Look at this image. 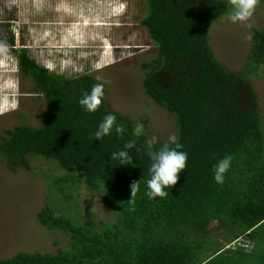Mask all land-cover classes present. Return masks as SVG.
Masks as SVG:
<instances>
[{"label": "trees", "instance_id": "16d2710c", "mask_svg": "<svg viewBox=\"0 0 264 264\" xmlns=\"http://www.w3.org/2000/svg\"><path fill=\"white\" fill-rule=\"evenodd\" d=\"M139 6L135 21L156 50L141 64L144 93L173 117L188 154L186 168L165 189L167 196L150 199L144 183L151 163L149 122H139L144 134L135 137L137 122L112 111L103 97L97 111H86L79 100L99 82L89 74H51L10 40L22 77L44 98L50 117L40 127L4 131L0 157L11 172L28 169L30 157L56 165L60 174L50 180L48 203L36 220L64 233L68 245L53 254L18 253L0 264H264V127L252 85L264 65V30L251 29L248 62L243 71L230 72L216 59L208 36L228 14L226 0H141ZM10 28L0 26V34ZM107 113L116 115L125 135L113 130L97 141L93 133ZM129 139L136 142L129 150L133 162L120 166L110 155ZM227 155L231 166L217 183L214 166ZM140 178L131 196L130 184ZM81 188L100 194L109 210L101 228L88 213L82 223L62 213L73 204L83 216L74 195Z\"/></svg>", "mask_w": 264, "mask_h": 264}, {"label": "rangeland", "instance_id": "374dc122", "mask_svg": "<svg viewBox=\"0 0 264 264\" xmlns=\"http://www.w3.org/2000/svg\"><path fill=\"white\" fill-rule=\"evenodd\" d=\"M113 1L0 0V26L12 27V32L0 34V41L7 43V52L10 40L18 49L24 46L41 67L52 63L54 68L48 69L52 70L51 74L66 79L91 75L104 85L103 98L112 111L137 123L146 119L151 131L150 140L156 137L155 145H162L176 133V125L173 117L152 104L144 93L145 74L141 64L152 60L156 50L147 33L135 21L141 13V0ZM226 1L228 14L209 30V43L223 68L241 72L250 54L251 29L264 30V0H259L249 21L240 23L228 19L232 5L230 0ZM119 2L122 5L115 10L122 13L114 28L110 20L114 12L111 9L113 3ZM102 38L106 39L104 43L121 51L114 50L111 56L102 54L98 46ZM7 59L6 54L0 53L1 62ZM252 85L258 96L264 127V65L252 78ZM15 91V107L9 106L6 111L0 109V137L4 131L21 124L40 127L50 117L44 98L35 95L33 84L23 78L19 70L16 75L5 70L0 72V96L15 95ZM28 166V169L11 172L0 157V260L10 259L18 253L53 254L68 245L64 233L49 231L36 220V215L48 203L47 188L50 180L60 174L58 168L53 162L36 157L28 158ZM74 195L82 206L81 217L73 204L63 206L57 204V200L54 202L56 206H63L62 213L66 211L74 222L86 221L83 217L87 218L88 213L89 221L101 228V223L110 219L100 194L81 188Z\"/></svg>", "mask_w": 264, "mask_h": 264}, {"label": "clouds", "instance_id": "9594fccd", "mask_svg": "<svg viewBox=\"0 0 264 264\" xmlns=\"http://www.w3.org/2000/svg\"><path fill=\"white\" fill-rule=\"evenodd\" d=\"M114 0L113 2H115ZM232 5V11L228 19L232 23L247 22L253 16L256 6L259 0H230ZM110 20L112 21V27H117L116 19L120 16L122 11L115 10V7L122 5L121 2L113 3ZM120 8V7H119ZM104 38L100 39L98 46H100L101 53H107L112 55L113 51H121L114 46L109 45L108 42L104 43ZM114 48V49H113ZM8 46L4 41H0V53H8V59L5 62L0 61V72L4 70L8 73L17 74L18 73V63L15 58H13L9 52H7ZM15 59V61L13 60ZM8 62V63H6ZM14 63V64H12ZM12 64V65H10ZM9 65V66H8ZM17 66L14 67V66ZM45 70L52 72L54 65L48 63L46 66H42ZM48 67V68H47ZM20 71V70H19ZM104 85L102 83H97L92 86L90 92H85L82 98L79 100L80 105L88 112L97 111L98 107L101 105L103 97ZM16 90V89H15ZM17 98V92L15 95L9 94L0 96V109L6 111L9 110V106L15 107L13 101ZM113 130L116 135L123 138L125 135V128L123 125L117 123L116 115L112 113H107L103 116L102 120L97 125L96 131L93 133L94 139L100 141L105 136H109ZM144 134V126L141 123H137L132 131V135L135 137H140ZM157 138L153 137L146 145V154L151 161L148 167L147 174L148 179L144 181L147 185L148 191L145 193L150 199L156 197H165L168 192L165 189L174 186L179 180V174L183 172L186 168L188 154L182 151V145L179 143V137L177 134L169 136L168 141L163 143L158 149L154 150V145L157 143ZM136 147V142L133 139L126 140L122 150L114 151L110 155V159L113 161H118L120 166L132 165L133 159L130 154L131 149ZM232 157L227 155L220 159V161L214 166V180L217 183L224 182V174L228 171L231 166ZM141 178L139 180H134L130 184V194L135 196L140 189Z\"/></svg>", "mask_w": 264, "mask_h": 264}, {"label": "crops", "instance_id": "0c3cea01", "mask_svg": "<svg viewBox=\"0 0 264 264\" xmlns=\"http://www.w3.org/2000/svg\"><path fill=\"white\" fill-rule=\"evenodd\" d=\"M24 47V46H23ZM11 51V50H10ZM13 58H15L16 59V57H15V54H12V51L9 53ZM4 55H5V53H4ZM6 55L8 56V53H6Z\"/></svg>", "mask_w": 264, "mask_h": 264}]
</instances>
